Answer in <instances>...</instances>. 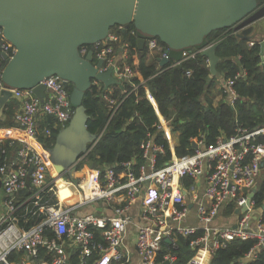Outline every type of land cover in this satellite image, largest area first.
<instances>
[{"label":"built area","instance_id":"2783aa9c","mask_svg":"<svg viewBox=\"0 0 264 264\" xmlns=\"http://www.w3.org/2000/svg\"><path fill=\"white\" fill-rule=\"evenodd\" d=\"M129 37H137L133 29L123 32L122 26H116L104 40L81 46L79 54L83 57L92 48L93 64L101 60L100 70L112 68L115 79L129 81L135 76L127 63ZM146 45L169 60V55L164 53L165 47L158 40L149 39ZM14 52L15 48L0 28V90L4 88L1 80L3 56L10 59ZM174 63L179 64L180 60ZM185 73L190 75V71ZM234 82L235 79H227L224 84V95L230 106L237 99ZM92 83L101 85L97 81ZM40 84L46 88L41 99L31 89H10L21 103L14 119L25 141L17 146L13 157L0 161V187L5 208L0 214V264H68L71 253L66 249L74 245L82 257L97 251V257L90 264H129L131 256L124 240L131 223V208L136 204L142 224L135 235V247L141 264H172L175 257L170 252L162 261H157L162 241L168 239L167 244L175 248L178 236L188 238L198 230L202 234L190 241L195 252L186 264H208L214 250L225 248L234 239L254 241L246 254L248 258L264 251V225L257 219L252 226L253 200L246 205L264 169V125L249 131L237 124L232 135H219L214 144L208 146L201 137L192 138L191 145H196L192 153L182 156L170 153L169 160L161 166L158 158L165 155V149L155 143L150 134L139 146L142 162L134 163L132 158L121 163V171L111 167L91 168L87 164L78 167L84 154L72 170L70 186L75 189L71 196H79V199L70 207L64 202L68 194L57 184V179L67 171L50 176L48 150L38 141L36 124L40 113L61 129L74 109L67 85L60 78L45 77ZM136 87L133 85L132 90ZM101 97L107 102L110 116L123 101L112 98L110 90ZM156 128L161 132L164 129L160 121ZM41 131L44 137L51 135L48 126ZM2 141L0 135V143ZM28 186L32 188L31 193L16 204L14 196ZM99 201L112 207V216L76 214V208ZM230 204L239 211L237 223L231 227L212 226L223 208ZM23 205L26 212L31 206L43 220L29 229L20 227L16 212ZM191 205H195L198 226L184 222ZM244 205L246 210L240 211ZM95 230L101 232L103 244L95 241Z\"/></svg>","mask_w":264,"mask_h":264},{"label":"water","instance_id":"95a60500","mask_svg":"<svg viewBox=\"0 0 264 264\" xmlns=\"http://www.w3.org/2000/svg\"><path fill=\"white\" fill-rule=\"evenodd\" d=\"M130 25L136 32L139 51L149 39L163 44L167 55L181 56L200 47L210 76L216 75L219 58L217 44H207L206 40L222 28L232 29L237 39L259 44L263 64L264 0H0V28L15 48L12 58L3 56L0 116L10 99L19 100L10 89H31L41 99L46 88L40 81L49 76H57L72 87L69 101L73 114L57 131L48 150L50 176L67 171L57 179L65 194L74 191L70 186L74 164L98 140L86 126L88 115L81 103L84 93L93 81L104 90L122 84L112 76V68L99 69L101 60L93 64L92 48L83 57L79 48L104 40L113 26H122L124 32ZM159 62L163 67L168 60L163 57ZM246 205L240 211L246 210Z\"/></svg>","mask_w":264,"mask_h":264},{"label":"trees","instance_id":"16d2710c","mask_svg":"<svg viewBox=\"0 0 264 264\" xmlns=\"http://www.w3.org/2000/svg\"><path fill=\"white\" fill-rule=\"evenodd\" d=\"M131 29L134 30L132 25L127 31ZM110 30H116V26ZM136 38H128L130 50L127 57V63L135 76L129 81L122 82L121 86H110L111 97L117 101L123 99L113 115L110 116L107 102L101 97L104 92L109 94L110 87L104 90L102 85H93L91 82L90 88L82 97L81 103L88 115L87 129L99 135V139L85 158L80 161L78 167L86 162L103 169L109 166L116 171H121V163L132 158L139 164L142 162L139 146L146 139L147 134H150L155 143L162 145L165 149V155L158 158V165L161 166L169 160L170 152L167 142L161 131L156 128L157 115L145 96L144 87L150 90L159 114L170 119L174 130L180 132L178 145L175 147L177 156L193 152L192 138L201 137L204 145L208 146L214 144L219 135L225 137L232 135L237 124H241L249 131L264 125V67L260 64L259 44L254 43L249 46L245 39H237L228 28L212 32L206 43L217 44L215 53L219 60L216 64V75L210 76L207 59L200 54V51L179 64H175L174 61L181 59L182 56L169 55L168 62L159 69L145 64L143 58L147 47L145 45L144 49L139 51ZM162 46L164 47L163 44ZM199 48L194 47L191 51L199 50ZM186 71H190L189 76L186 75ZM242 73L243 75L238 76ZM219 77L224 80L235 79L234 88L237 99L233 106L224 100L218 106L213 107L211 100L206 96ZM133 85L137 87L132 90ZM66 89L70 94L71 85H67ZM38 117L37 132L45 126L51 129L50 136L40 135L38 137L42 146L49 150L59 128L54 129V123L49 117L40 113ZM258 141L261 142V139ZM0 157L2 162L5 157L3 149ZM262 173L252 200L254 208L261 210L260 222L264 225V209L262 210L264 172ZM31 191L32 188H28L17 193L14 196V202L18 204L29 196ZM24 207V205L21 206L16 212L20 227L29 229L43 220V216L34 212L35 209H31V206L27 212ZM223 209V214L231 215L234 212L231 204ZM201 234L202 231L198 230L195 235L188 238L178 236L175 248H171L162 241L161 248L157 252V261H162L163 256L170 252L175 257L172 264H186L195 252L189 243ZM94 238L97 243H104L98 230H95ZM253 244L254 241L251 239H234L225 248L214 250L208 264H264V251L258 252L249 259L245 258ZM97 255V251L94 250L91 256L82 257L86 259L84 264H90ZM82 258L77 250L70 256L68 264H83Z\"/></svg>","mask_w":264,"mask_h":264},{"label":"crops","instance_id":"0c3cea01","mask_svg":"<svg viewBox=\"0 0 264 264\" xmlns=\"http://www.w3.org/2000/svg\"><path fill=\"white\" fill-rule=\"evenodd\" d=\"M231 31L234 34L232 29H231ZM246 41L248 42L249 46L253 45V43H251L250 41H248V40H246ZM210 44H212V43H210ZM250 44H252V45H250ZM146 47H147V45H146ZM198 51L199 50H195V51L192 50L191 52H186V53L184 52V54L181 55L182 56L181 59H179L180 62L189 58V57H192ZM161 58L162 57H161L159 52L152 50V49H149L147 47L145 56L143 58V62L145 64H150V65L154 66L156 69H159V68H162V66H160V64H159L160 63L159 59H161ZM260 64H261V62H260ZM261 66L264 67V64H261ZM225 81L226 80H224L221 77L217 78L214 85L209 89L208 93H206V96L211 100L213 107L218 106L220 103H222L224 100H226V97L224 95ZM109 90L111 91V87ZM144 92H145V96H146L147 100L152 104V106L154 108V111L157 115L158 121H160L163 124L164 129L162 128L163 130L161 133H162L164 140L167 142L168 149H169L170 153L175 154V147L178 145V137H179L180 132L177 130H174V128L171 125L170 119H166L159 114V112L157 111L156 103H155V101H154V99L150 93V90L147 87H144ZM20 105H21L20 100H18L16 98L10 99L6 103L5 107L3 108L2 114L0 116V135L2 136V140H3L0 143V156L2 154V149H3V152H5L4 160H9L11 157H13L15 154V149L17 148V146H19L22 143V141H25V137L21 131V128L19 127V125L17 124V122L14 119L15 113L20 109ZM37 123H39V117L38 116H37ZM53 127H54V129H56L58 126H56V124L54 123ZM41 130H42V128L40 130H38L39 131L38 137L40 135H42ZM98 139H99V135H98ZM38 141H39V139H38ZM134 163H136L135 160H134ZM83 164H87L91 168H98L94 164H91V163L84 162ZM108 167L109 166H106L104 169H106ZM135 172H137L136 169H135ZM263 172H264V169H263ZM28 188H31V187L28 186ZM72 194H73V191L68 193V195L64 194L65 196H67L66 200L64 201L66 206L71 207V206L75 205V202H76L75 200L79 199V196L76 198L75 195L71 196ZM3 201H4L3 191H2V188L0 187V214L5 212ZM131 209H132V212L130 213L131 223L127 226L126 236H125L124 241H125V246H126L128 252L130 253V256H131V260H130L129 264H141L139 256L137 254L136 247H135V235H136L138 227L142 223H141V220H140L139 215H138V211H139L138 205L137 204L134 205V207ZM75 210L77 211L76 214L80 215V216L86 215L89 213H94L97 216H102V215L112 216L113 215L112 207L110 205L106 204L105 202H102V201L96 202L94 204L91 203L88 205H83V206H80L79 208H76ZM223 210H222L221 214H219L216 217V219L212 223V226L231 227L237 223V220L239 218V211L236 213L234 210V212L231 215H227V214H223ZM260 216H261V210L255 209V211L251 215L252 226L257 221V219L260 220ZM184 222L186 225L198 226L197 225L195 205L190 206ZM99 236H101L100 231H99ZM164 242H165V240H164ZM66 250L70 251V253H71L70 256H72V254L78 250L79 254L82 258L80 250L75 245H74V247L67 248ZM86 257H89V256H86ZM245 258L249 259L246 256H245ZM81 261H86V259L82 258Z\"/></svg>","mask_w":264,"mask_h":264},{"label":"rangeland","instance_id":"374dc122","mask_svg":"<svg viewBox=\"0 0 264 264\" xmlns=\"http://www.w3.org/2000/svg\"><path fill=\"white\" fill-rule=\"evenodd\" d=\"M77 175H78V173H77ZM260 176H261V175H260ZM259 179H260V177H259ZM259 179H258V180H259Z\"/></svg>","mask_w":264,"mask_h":264}]
</instances>
